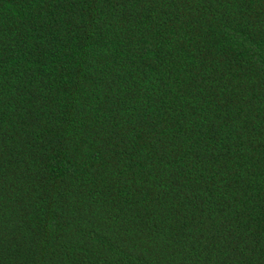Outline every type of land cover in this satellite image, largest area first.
Here are the masks:
<instances>
[{
	"label": "trees",
	"instance_id": "1",
	"mask_svg": "<svg viewBox=\"0 0 264 264\" xmlns=\"http://www.w3.org/2000/svg\"><path fill=\"white\" fill-rule=\"evenodd\" d=\"M0 264H264V0H0Z\"/></svg>",
	"mask_w": 264,
	"mask_h": 264
}]
</instances>
